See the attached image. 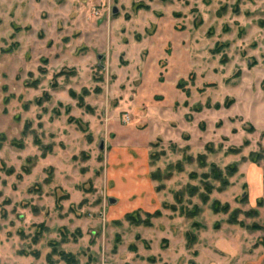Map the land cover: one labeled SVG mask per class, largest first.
Here are the masks:
<instances>
[{
	"label": "rangeland",
	"instance_id": "rangeland-1",
	"mask_svg": "<svg viewBox=\"0 0 264 264\" xmlns=\"http://www.w3.org/2000/svg\"><path fill=\"white\" fill-rule=\"evenodd\" d=\"M0 264H264V0H0Z\"/></svg>",
	"mask_w": 264,
	"mask_h": 264
},
{
	"label": "water",
	"instance_id": "water-1",
	"mask_svg": "<svg viewBox=\"0 0 264 264\" xmlns=\"http://www.w3.org/2000/svg\"><path fill=\"white\" fill-rule=\"evenodd\" d=\"M111 203H114V200H111Z\"/></svg>",
	"mask_w": 264,
	"mask_h": 264
}]
</instances>
